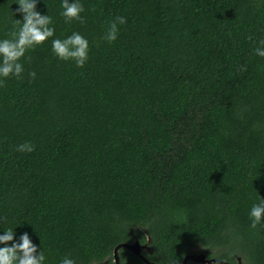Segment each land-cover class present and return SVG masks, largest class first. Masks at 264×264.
<instances>
[{
    "label": "trees",
    "instance_id": "obj_1",
    "mask_svg": "<svg viewBox=\"0 0 264 264\" xmlns=\"http://www.w3.org/2000/svg\"><path fill=\"white\" fill-rule=\"evenodd\" d=\"M11 2L0 0V38L10 11L20 18ZM81 3L83 22H66L59 0L36 8L54 37L88 39L85 64L55 57L50 37L20 58L21 78L0 84V231L27 232L44 264L65 255L91 264L147 236L156 264H180L198 247L264 264V228L247 215L264 199V57L253 51L264 3ZM115 15L126 21L106 42ZM25 141L33 150L17 151ZM118 257L144 264L125 248Z\"/></svg>",
    "mask_w": 264,
    "mask_h": 264
},
{
    "label": "clouds",
    "instance_id": "obj_2",
    "mask_svg": "<svg viewBox=\"0 0 264 264\" xmlns=\"http://www.w3.org/2000/svg\"><path fill=\"white\" fill-rule=\"evenodd\" d=\"M17 7L14 12L20 14V18H13V27L7 37L0 38V84L4 83L9 76L17 79L21 78L24 66L20 58L24 56L26 50L40 45L42 42L50 40L52 54L60 60L71 61L77 67H81L88 59V39L78 31H72L63 37H54V27L52 17L46 12L41 13L37 10L38 0H12ZM264 3V0H261ZM59 15L66 22L79 20L83 22L80 13L83 11L81 0H59ZM126 18L122 15H115L108 21L106 30L102 33L101 39L112 42L117 38L118 25H123ZM257 46L253 49L257 56L264 57V39L257 40ZM34 71H29V77H35ZM17 151L31 152L33 145L25 141L16 145ZM250 227L256 228L259 225L264 228V199H258L251 204L247 213ZM18 225V224H17ZM15 237V238H14ZM11 242L10 244L8 242ZM38 249L37 244L33 243L27 232L18 235L13 228L0 231V264H44L45 255ZM198 253V252H197ZM211 258V257H209ZM112 259V249L110 257L103 259L93 258L91 264L97 261ZM58 264H76V260L69 255L59 259ZM172 264V260H171ZM195 264V263H193Z\"/></svg>",
    "mask_w": 264,
    "mask_h": 264
},
{
    "label": "water",
    "instance_id": "obj_3",
    "mask_svg": "<svg viewBox=\"0 0 264 264\" xmlns=\"http://www.w3.org/2000/svg\"><path fill=\"white\" fill-rule=\"evenodd\" d=\"M149 242H150V238H149V236H147L144 244H141L137 239H134L130 243H119V244H117L112 250V259L114 261V264H119V257H118L119 248L127 249L133 255H135L140 260H142L144 262V264H156L155 262H152V261L146 259L141 253L142 249H145L148 253H152L151 246L148 245ZM235 260H236V264H241V259L239 256H237L235 258ZM188 261L190 263H195V264H230V263L225 262V261L220 260V259L207 258V257H205V255L203 253H201V252L197 253L195 251H193L190 254L184 255L180 264H186ZM104 263L105 262L98 263V264H104Z\"/></svg>",
    "mask_w": 264,
    "mask_h": 264
},
{
    "label": "flooded vegetation",
    "instance_id": "obj_4",
    "mask_svg": "<svg viewBox=\"0 0 264 264\" xmlns=\"http://www.w3.org/2000/svg\"><path fill=\"white\" fill-rule=\"evenodd\" d=\"M145 243V241L143 242V243H141V244H144ZM141 253H142V255L146 258V255H148V254H151V253H148L145 249H142L141 250ZM147 259V258H146ZM104 262H106V261H104Z\"/></svg>",
    "mask_w": 264,
    "mask_h": 264
},
{
    "label": "rangeland",
    "instance_id": "obj_5",
    "mask_svg": "<svg viewBox=\"0 0 264 264\" xmlns=\"http://www.w3.org/2000/svg\"><path fill=\"white\" fill-rule=\"evenodd\" d=\"M200 250H201V248L198 247V248L195 249V252H199Z\"/></svg>",
    "mask_w": 264,
    "mask_h": 264
}]
</instances>
